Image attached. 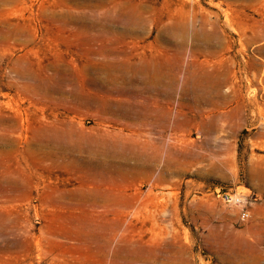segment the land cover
<instances>
[{
  "label": "rangeland",
  "instance_id": "rangeland-1",
  "mask_svg": "<svg viewBox=\"0 0 264 264\" xmlns=\"http://www.w3.org/2000/svg\"><path fill=\"white\" fill-rule=\"evenodd\" d=\"M0 264H264V0H0Z\"/></svg>",
  "mask_w": 264,
  "mask_h": 264
},
{
  "label": "built area",
  "instance_id": "built-area-1",
  "mask_svg": "<svg viewBox=\"0 0 264 264\" xmlns=\"http://www.w3.org/2000/svg\"><path fill=\"white\" fill-rule=\"evenodd\" d=\"M221 196L226 202L230 204L242 205L244 203V197L241 193L223 192ZM241 217L243 219H248L250 217V210L248 208H243Z\"/></svg>",
  "mask_w": 264,
  "mask_h": 264
},
{
  "label": "bare ground",
  "instance_id": "bare-ground-1",
  "mask_svg": "<svg viewBox=\"0 0 264 264\" xmlns=\"http://www.w3.org/2000/svg\"><path fill=\"white\" fill-rule=\"evenodd\" d=\"M158 114V113H157ZM156 115V114H155ZM157 116V115H156Z\"/></svg>",
  "mask_w": 264,
  "mask_h": 264
}]
</instances>
